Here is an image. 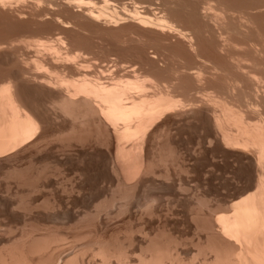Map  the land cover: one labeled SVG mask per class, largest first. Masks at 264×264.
Listing matches in <instances>:
<instances>
[{
  "label": "bare ground",
  "instance_id": "6f19581e",
  "mask_svg": "<svg viewBox=\"0 0 264 264\" xmlns=\"http://www.w3.org/2000/svg\"><path fill=\"white\" fill-rule=\"evenodd\" d=\"M177 1L179 0H128L120 3L119 0H101L102 4H97L93 0H0V28L3 25L6 27V30L2 29L5 31L0 32V57L2 54L10 55L9 59L3 58V62L0 60V163H6L4 167H9L7 163L9 165L10 162L11 167V161L15 162L16 159L22 158L23 162L25 158L32 160L37 157L54 140L51 137L58 136L56 130L59 129V123L65 125L68 121L71 132L81 131L82 127L92 130L90 133L96 138L93 141L97 140L99 144L113 140V164L109 167L112 168V175L120 172L126 179L139 173L145 176L152 163L151 157L155 158V155H149L148 142L151 144L157 132L160 134L167 112L171 113L182 101L170 93V88L175 86L177 89L171 91L181 89L186 92L190 90L188 87L191 82H209V86L215 85L216 89L213 90L218 88L223 96L226 94L225 97L232 101L230 104V101L222 100L225 98L223 96L221 101V95L216 96L217 93L212 94V91L209 93L212 95L207 94L206 98H201L205 106L202 107L207 109L211 117L215 140L225 150L228 148L227 150L243 152V156L253 165V175L243 190L244 194L236 201H231L230 210L226 207L230 212L216 218V228H219L215 230V237H218V244L216 241L214 244L210 242V246L206 248L210 257H202L200 264H264V0H245V4L240 1L239 5L238 0L236 3L232 0L235 4L232 1L227 4L224 0H188L190 2L185 3L184 12L181 11L182 8L178 10ZM170 15L178 18V21L171 19ZM19 30H25L31 35L43 34V37L27 39L26 36V39L24 37L23 40H18ZM25 31H20L19 34ZM254 31L256 36L253 38ZM15 33L16 39L11 36ZM200 40L205 43L202 49ZM175 45L180 46L183 51L191 52L195 58L203 59L199 62L196 60L195 64L199 66L195 68L194 65L186 67L181 64L177 69L174 68V74H171L174 76L173 86L168 90L158 80L161 75L159 72L165 69L159 62L167 64V53L164 50ZM104 49L119 52L118 55H111ZM150 49L153 50L149 51ZM217 54L226 59L235 70L232 78L224 76V72L218 73L224 70L219 66L220 56ZM205 61H209L211 66L205 64ZM180 62L184 63L182 60ZM140 70L149 74H141ZM164 79L166 81L167 78ZM216 80L219 83H213ZM194 86L195 84L193 88ZM186 94L188 93H184L185 96ZM194 102L190 100V106L189 102L186 105L188 108L194 107ZM184 105L182 103L180 107ZM174 109L172 111H178V108ZM67 133L62 132L66 135V140L73 134ZM60 136L62 140L64 137ZM73 136H76L75 133ZM77 137L78 141L83 140L84 143L89 140L85 136ZM156 144L152 143V146ZM15 169L16 167L13 170ZM149 172L151 173L150 169ZM17 174L14 175L18 178L19 172ZM29 180L32 181L31 178ZM36 180L38 181V177ZM21 184L23 186L20 182ZM30 186L27 187L32 189ZM121 192L123 193L122 190ZM207 229V235L210 236L213 230ZM43 244L36 246L41 249ZM98 250L105 252L104 249ZM100 252L98 256L101 259L107 256V261L108 257L114 255L108 256L105 252L106 256H101ZM9 253L6 252L7 257L5 253H1L2 264H13L20 258H24L18 262L20 264L33 262L29 263L26 260L29 256L24 257V253V256L19 253V259L18 252L16 254L14 251L12 256ZM201 254L205 255L204 252ZM14 255H18L15 257L17 260L13 258ZM148 256L150 260L145 255H139L137 264H178L174 260L176 257L172 258L161 249L154 250ZM120 260L117 261L118 264H121ZM53 262L56 260L51 259L49 263H45ZM71 262L73 263L72 258H65L63 264H72Z\"/></svg>",
  "mask_w": 264,
  "mask_h": 264
},
{
  "label": "rangeland",
  "instance_id": "374dc122",
  "mask_svg": "<svg viewBox=\"0 0 264 264\" xmlns=\"http://www.w3.org/2000/svg\"><path fill=\"white\" fill-rule=\"evenodd\" d=\"M119 1L120 3H125V1L127 2L128 0ZM187 1L188 0L177 1L178 3L180 2L179 4L177 3L178 10L179 8H182V12L186 11L184 6L189 4L188 2L191 0ZM231 1L232 0H224L227 4H229L228 2L231 3ZM235 1L237 2V0H234V2ZM238 1L237 4L240 3V1L241 3L242 1H244V4L246 3L245 0ZM93 2H97L98 4L101 0H93ZM247 2H250V0H247ZM99 4H102V2ZM214 5L217 6L216 3H214ZM170 18L178 21V18H174L171 15ZM3 26L5 27V25ZM3 26H1L2 28H0V32L6 30V27L4 28ZM20 31L23 32L25 30H19L18 35L15 33V35L11 36H14L13 38L15 39L18 36L19 40L24 37V39L27 37V39H35L43 35L37 33L31 35L32 33L27 34L28 32L26 31V34H19ZM252 33L254 34L256 31ZM255 36L256 35L254 34L253 38ZM201 42L202 41L200 40V48L202 49L205 46L203 45L205 43ZM151 50L153 49H150L149 51ZM108 51L111 55H113L112 53H116L112 50H105V52ZM164 51L167 53V59H165L167 64L165 63V65L164 63L159 62V64L164 65L165 69L159 72L161 75L158 76V80L162 86L164 85L168 87V90L173 86L172 82H174V76L172 77V75L174 73H172V70L174 68L177 69L181 65H186V67H192L194 65L193 67L195 68L199 66L195 63L203 59L195 58L191 52L183 51L178 45L168 47ZM118 52L119 51H117L116 55H118ZM2 56L0 57V60L2 59L1 62H3V58H10V55L4 56L2 54ZM219 56V66L224 71L218 73L222 74L224 72V76L228 75L229 78H232V73L234 74L235 70H233L232 66L227 63L228 61L226 59L221 58V55ZM7 59H5V61ZM181 60L184 61V63L180 62ZM158 61H160V59ZM205 62V64L211 66L209 61ZM3 64L5 65V63H2V65ZM140 73L145 75L149 74L143 70H140ZM164 78H167L166 81ZM202 82H198L199 85L198 83L189 82V86H191L188 87V89L190 90H187L186 92H183L179 88V91H171L177 89L175 86L174 88H170V93L174 95L175 98L179 97V100H182L180 101V105H182V103L185 105L181 107L180 105L177 106L179 112L172 111L174 108L171 110V113L168 111L163 119L164 124L162 125L163 129L160 128V134L157 132L156 136L152 140L150 139L151 144L148 142L147 150L149 155H155V158L150 156L152 163L150 161L151 168L149 167V169L152 174L148 169V172L145 173V176L147 177L142 175L143 173H139L138 175L136 174L138 178L137 176L127 177L128 180L130 179L128 181L120 172H117L118 176L115 175V173L112 175V173H110L112 168L109 167L113 164V140H110V143L99 144L97 140L93 141L95 135L90 133L92 130L89 131V128L82 127L81 131L75 130L74 132H71L68 121L65 122V125H63L64 123H59V129L63 130H61V133L59 129L56 130L58 136H52L51 138L54 140H51V144L49 142L41 154L38 156L36 155L37 157L32 160L25 158L23 162L22 158L21 160L16 159L15 162L11 161V167L10 162L9 165L7 163V166L9 167L5 166L6 168L4 167L6 163H0V252L6 254V252L9 253L11 250V254L9 253L11 256L14 254V251L16 254L18 252V255L19 253L20 255L24 253L26 256H22H29V259L26 258V260H28L29 263H31L30 261H33L31 264H46L49 263L51 259L52 261L56 260L53 264H63L65 258H72V264H118L117 261L120 259L121 264H137V257L139 255H145L147 256L146 258H149L148 255L152 254L156 249L163 250L167 255L170 254L172 258L176 257L174 260L178 264H200L202 257L209 258L210 252L208 253L209 250H207V246H210V242L214 244L216 241V244H218L217 241H219L217 240L218 237H215L217 236L215 230L219 228H216L218 222L215 220L222 215H227V213L230 212L227 211V208L230 210L229 205H231V201H236L244 194L243 190L248 186L253 175V165L246 156H243V152L232 149L227 150L228 148L225 150L219 141L215 140L211 117L207 109L204 108L205 106L202 104V99L206 98V95L212 91V94L217 93L216 96L221 95L219 96V100H221L223 92L219 91L218 88L217 90H213L216 89V87L214 88L215 85L212 83L213 86H209V82ZM215 82L219 83V80H216L213 83ZM168 84L172 85L169 86ZM193 84H195L194 88ZM221 84H223V82H221ZM184 93L188 94L185 96ZM225 96L226 94H224L223 97ZM224 99L230 101L227 97L222 100ZM190 100H194L195 104H193L194 107L191 106L189 109L186 104L189 102L188 105L190 106ZM186 101L188 102L186 103ZM197 102L200 103L197 104ZM228 103L232 104V101ZM177 108L174 110H177ZM66 124L68 126H66ZM60 126L62 128H60ZM83 129L85 131H83ZM63 131L64 134L67 132L73 134H71L72 136L70 135L68 140H66V135L62 134ZM76 132L82 137L85 136V138H88L90 141L85 140L86 143H84L83 140V143L81 140L78 141L77 136L79 135H77ZM74 133L76 136H73ZM83 133L86 135L90 133L89 137L88 135L86 137ZM165 134L166 136H164ZM60 135L62 138L64 137L63 139L65 140H61L59 138ZM68 135L69 134L67 133V136ZM53 137L57 138L55 139ZM71 137L77 140L69 139ZM206 137L209 139V142ZM59 142H61L62 146ZM158 142L161 145H159ZM152 143L158 144L152 146ZM99 145L102 146L100 147ZM67 149L70 151H67ZM161 149L163 150L160 151ZM153 151L155 154H153ZM98 152L101 153L99 154ZM107 153L109 154L107 155ZM239 154L242 156L240 157ZM15 167L16 169L13 170ZM164 168L167 171H164ZM17 172H19V176L22 175L20 176V178H22L21 181L19 176L18 178L16 177V175H18ZM15 173L16 175H14ZM115 176L117 177L115 178ZM37 177L38 181L36 180ZM30 178L32 181L35 180L38 183L35 181L32 182L29 180ZM122 178H125V180ZM17 180L18 182L20 181L23 183V186L22 184L20 185V182L18 183ZM128 182H130L132 186ZM134 183L135 185L138 183L137 186H135ZM26 185H31L34 189H29ZM124 185H127L129 188L126 189ZM116 186L119 188H115ZM35 189H38L36 190L38 193ZM132 191H134V193ZM117 193L124 195H118ZM121 196L125 197L122 198ZM114 198L118 200H115ZM125 198H129V200ZM102 204H104L105 207ZM207 228L213 230L211 231L213 234H211L214 237L211 234L210 236L207 235ZM45 242L46 244L44 245L43 243ZM38 244H43V246H40L41 249L38 248ZM34 245H37L38 247H34ZM42 247H44V250H42ZM34 248H38V250ZM56 249H61L62 251L60 250V252ZM98 249H104L107 254L103 250L102 252L104 253H101V250L99 251ZM96 251L98 252L97 255ZM99 252L101 253V256L102 254H104V256L114 255L113 257H108L109 262L106 260V256L104 259L107 262H104L102 261L104 259H101L98 256ZM203 252L205 255L201 254ZM30 254H32V257ZM54 254H56V256ZM18 255H14L13 258ZM20 255L17 259L21 257ZM50 255L54 257H51ZM57 255L60 256L57 257ZM5 256L7 257V254ZM17 259L15 258V260ZM23 259L20 258L19 261Z\"/></svg>",
  "mask_w": 264,
  "mask_h": 264
}]
</instances>
